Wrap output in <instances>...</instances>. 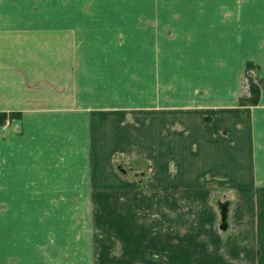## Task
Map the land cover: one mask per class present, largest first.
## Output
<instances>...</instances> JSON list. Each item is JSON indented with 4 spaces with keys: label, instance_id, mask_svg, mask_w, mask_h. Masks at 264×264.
<instances>
[{
    "label": "crops",
    "instance_id": "1",
    "mask_svg": "<svg viewBox=\"0 0 264 264\" xmlns=\"http://www.w3.org/2000/svg\"><path fill=\"white\" fill-rule=\"evenodd\" d=\"M0 264H264V0H0Z\"/></svg>",
    "mask_w": 264,
    "mask_h": 264
},
{
    "label": "built area",
    "instance_id": "2",
    "mask_svg": "<svg viewBox=\"0 0 264 264\" xmlns=\"http://www.w3.org/2000/svg\"><path fill=\"white\" fill-rule=\"evenodd\" d=\"M257 76L256 69L249 67L246 69L242 79H241V87H240V97L248 98L251 96V87L255 82V78Z\"/></svg>",
    "mask_w": 264,
    "mask_h": 264
},
{
    "label": "trees",
    "instance_id": "3",
    "mask_svg": "<svg viewBox=\"0 0 264 264\" xmlns=\"http://www.w3.org/2000/svg\"><path fill=\"white\" fill-rule=\"evenodd\" d=\"M251 66V65H249ZM261 88L258 82L253 83L251 87V96L248 98H241L244 105H256L259 102ZM225 224V223H224Z\"/></svg>",
    "mask_w": 264,
    "mask_h": 264
},
{
    "label": "water",
    "instance_id": "4",
    "mask_svg": "<svg viewBox=\"0 0 264 264\" xmlns=\"http://www.w3.org/2000/svg\"><path fill=\"white\" fill-rule=\"evenodd\" d=\"M222 209H223V211H222V214H223V222L225 223V220H226V217H227V206H225V205H223L222 206ZM227 227V225H226V223L222 226V228H226Z\"/></svg>",
    "mask_w": 264,
    "mask_h": 264
},
{
    "label": "rangeland",
    "instance_id": "5",
    "mask_svg": "<svg viewBox=\"0 0 264 264\" xmlns=\"http://www.w3.org/2000/svg\"><path fill=\"white\" fill-rule=\"evenodd\" d=\"M139 163H141V162H138V161H132L131 162V167L132 166H136L137 164H139ZM129 171H130V169H128ZM131 173H132V168H131ZM152 254H155V253H152Z\"/></svg>",
    "mask_w": 264,
    "mask_h": 264
},
{
    "label": "flooded vegetation",
    "instance_id": "6",
    "mask_svg": "<svg viewBox=\"0 0 264 264\" xmlns=\"http://www.w3.org/2000/svg\"><path fill=\"white\" fill-rule=\"evenodd\" d=\"M249 67H252V66H248L247 68H249ZM252 68H254V67H252ZM254 69H255V68H254ZM256 78H257V76H256ZM256 78H255V82H254V83H256V82H257Z\"/></svg>",
    "mask_w": 264,
    "mask_h": 264
}]
</instances>
